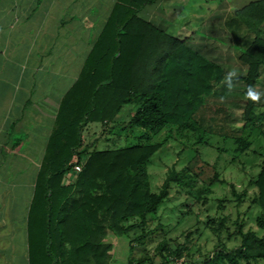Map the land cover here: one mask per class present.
<instances>
[{"label":"trees","instance_id":"trees-1","mask_svg":"<svg viewBox=\"0 0 264 264\" xmlns=\"http://www.w3.org/2000/svg\"><path fill=\"white\" fill-rule=\"evenodd\" d=\"M216 1L211 20L231 37L230 47L239 51L238 59L247 66L242 77L246 92L249 86L255 90L264 65V0L229 11L225 0ZM159 2L117 0L78 80L61 102L29 210L31 264H110V234H128L136 227L145 230L151 216L168 199L173 184L188 186L194 179L188 168H171L154 192L148 166L174 134L193 135V144H201L214 133L204 126L199 113L228 74L211 43H226L214 30H208L210 34L205 29L197 32L210 40L201 46L192 45L190 38L169 34L143 13ZM131 104L137 108L130 120L117 123L120 111ZM255 108L254 100L247 96L245 128L261 125L262 114ZM91 124H102L107 135L116 134L115 130H139L140 142L97 148V142L89 145L84 137ZM163 131V139L152 141ZM233 139L238 151L252 144L243 136ZM78 164L81 171L68 178ZM214 179L216 176L211 181ZM254 185L258 190L254 203L261 209L256 224L262 233L244 231L243 224L237 222L235 234L241 244L228 250L220 243L212 257L196 264L264 260V160ZM225 224L226 219H220L214 228L219 238ZM185 250L163 242L157 255L161 264H169L178 262ZM130 262L154 261L144 256Z\"/></svg>","mask_w":264,"mask_h":264},{"label":"crops","instance_id":"crops-1","mask_svg":"<svg viewBox=\"0 0 264 264\" xmlns=\"http://www.w3.org/2000/svg\"><path fill=\"white\" fill-rule=\"evenodd\" d=\"M253 1L226 0L227 11ZM104 2L0 0V264H31L28 219L38 175L61 102L117 0L107 16ZM216 8V0H160L143 13L169 34L201 46L210 40L198 31L223 34L211 20ZM128 114L122 122L134 113Z\"/></svg>","mask_w":264,"mask_h":264},{"label":"rangeland","instance_id":"rangeland-1","mask_svg":"<svg viewBox=\"0 0 264 264\" xmlns=\"http://www.w3.org/2000/svg\"><path fill=\"white\" fill-rule=\"evenodd\" d=\"M114 2L115 0H105L106 16L108 8ZM152 11L156 16L159 14V10ZM185 32L182 30V34ZM223 34L220 38L226 44L213 42L211 46L215 57L226 64L228 73L235 70L237 75L233 78L232 88L227 87L224 79L206 98L199 113L204 126L210 127L214 133L210 134L206 143L201 144H193V135L180 137L174 134L155 153L148 166L154 192L159 190L171 168L178 171L188 168L194 179L188 186L173 184L168 199L151 216L145 230L136 227L128 234H110L113 244L110 264H132L131 260L144 256H149L154 261L151 264H161L157 248L163 242H167L173 249L186 248L184 256L178 262L169 264H196L212 257L220 243L228 250L241 244V238L235 234L237 222L243 224L244 231L262 233L256 224L261 209L254 203L258 192L254 181L264 160V65L255 87L260 97L254 100L256 113L262 114L261 125L245 128L247 95L242 77L246 75L247 66L238 59L239 51L230 47L231 37ZM136 108L132 104L124 107L118 121L127 118L131 111L133 114ZM104 130L102 124L89 125L84 133L86 143L90 145L97 142L96 147L102 149L127 147L140 142L139 130H115L117 133L114 135H107ZM106 136L108 141L105 140ZM165 136L166 131H163L153 137L152 141H160ZM234 136H243L252 144L247 149L238 151ZM214 176L216 179L211 181ZM223 218L226 219V224L219 238L214 228ZM142 235L145 236L137 241ZM254 264H264V260Z\"/></svg>","mask_w":264,"mask_h":264},{"label":"clouds","instance_id":"clouds-1","mask_svg":"<svg viewBox=\"0 0 264 264\" xmlns=\"http://www.w3.org/2000/svg\"><path fill=\"white\" fill-rule=\"evenodd\" d=\"M235 70L230 71L227 76L225 77L226 84L228 88L233 87V78L236 77ZM250 99L252 100H258L260 97V93L256 92L253 87L249 86L247 89V92L245 93Z\"/></svg>","mask_w":264,"mask_h":264},{"label":"built area","instance_id":"built-area-1","mask_svg":"<svg viewBox=\"0 0 264 264\" xmlns=\"http://www.w3.org/2000/svg\"><path fill=\"white\" fill-rule=\"evenodd\" d=\"M81 169H82V166H81V165H79V164L76 165V166L74 167L73 172L67 175L68 178H69L70 176H75V174H76L77 172H80Z\"/></svg>","mask_w":264,"mask_h":264}]
</instances>
